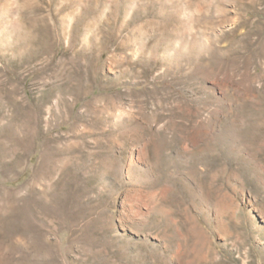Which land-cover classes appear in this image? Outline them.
<instances>
[{
	"label": "rangeland",
	"instance_id": "rangeland-1",
	"mask_svg": "<svg viewBox=\"0 0 264 264\" xmlns=\"http://www.w3.org/2000/svg\"><path fill=\"white\" fill-rule=\"evenodd\" d=\"M0 264H264V0H0Z\"/></svg>",
	"mask_w": 264,
	"mask_h": 264
},
{
	"label": "bare ground",
	"instance_id": "bare-ground-1",
	"mask_svg": "<svg viewBox=\"0 0 264 264\" xmlns=\"http://www.w3.org/2000/svg\"><path fill=\"white\" fill-rule=\"evenodd\" d=\"M59 107V106H58Z\"/></svg>",
	"mask_w": 264,
	"mask_h": 264
}]
</instances>
